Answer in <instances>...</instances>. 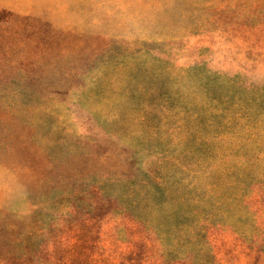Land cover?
<instances>
[{
  "label": "rangeland",
  "instance_id": "rangeland-1",
  "mask_svg": "<svg viewBox=\"0 0 264 264\" xmlns=\"http://www.w3.org/2000/svg\"><path fill=\"white\" fill-rule=\"evenodd\" d=\"M0 264H264V0H0Z\"/></svg>",
  "mask_w": 264,
  "mask_h": 264
},
{
  "label": "trees",
  "instance_id": "trees-1",
  "mask_svg": "<svg viewBox=\"0 0 264 264\" xmlns=\"http://www.w3.org/2000/svg\"><path fill=\"white\" fill-rule=\"evenodd\" d=\"M171 184H172L171 185L172 190H169L167 193H163V197L165 198V200L166 199L173 200L174 204H176L178 202V198H176L174 196L175 195L174 189L177 187V185L173 182ZM155 187H156V189L159 188L158 185H156V184H155ZM169 214H172V215L174 214L173 216L176 218L181 216V213H179L177 209L170 210ZM166 218H168V217H166Z\"/></svg>",
  "mask_w": 264,
  "mask_h": 264
},
{
  "label": "crops",
  "instance_id": "crops-1",
  "mask_svg": "<svg viewBox=\"0 0 264 264\" xmlns=\"http://www.w3.org/2000/svg\"><path fill=\"white\" fill-rule=\"evenodd\" d=\"M217 53H220V54H221L222 52H220V51L217 50ZM222 61H223V58H222V59L220 58V59L217 60L216 62H218V63L220 64ZM224 63H225V62H223V64H222L221 66L227 68V67L224 65Z\"/></svg>",
  "mask_w": 264,
  "mask_h": 264
}]
</instances>
